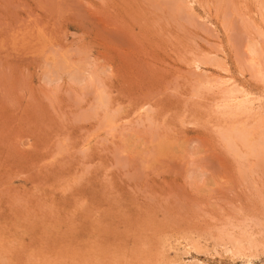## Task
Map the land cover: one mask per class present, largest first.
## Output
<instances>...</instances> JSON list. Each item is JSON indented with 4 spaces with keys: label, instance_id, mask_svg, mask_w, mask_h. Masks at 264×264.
Listing matches in <instances>:
<instances>
[{
    "label": "rangeland",
    "instance_id": "obj_1",
    "mask_svg": "<svg viewBox=\"0 0 264 264\" xmlns=\"http://www.w3.org/2000/svg\"><path fill=\"white\" fill-rule=\"evenodd\" d=\"M262 32L264 0H0V264H264V150L224 137H264Z\"/></svg>",
    "mask_w": 264,
    "mask_h": 264
},
{
    "label": "bare ground",
    "instance_id": "obj_2",
    "mask_svg": "<svg viewBox=\"0 0 264 264\" xmlns=\"http://www.w3.org/2000/svg\"><path fill=\"white\" fill-rule=\"evenodd\" d=\"M193 2V1H192ZM193 4V3H192ZM189 8V7H188ZM262 31V30H261ZM264 34V32H262ZM257 44V43H256ZM255 43L251 45L250 47V52L253 56V60H255V57L256 55L259 53V51L257 50V45ZM262 52V50H261ZM264 54V53H263ZM210 62V61H209ZM255 62V61H254ZM200 65V64H199ZM198 65V66H199ZM196 67L197 69L199 67ZM227 70V69H226ZM227 74V73H226ZM220 78V77H219ZM207 79V78H206ZM226 78H224L223 80H225ZM221 81L220 83H216L217 85L218 84H221L223 86H225V99H222L225 100L224 104L221 105L220 108H223L224 110H229V112H234V113H240L241 115L242 114H245V113H249V112H252V111H256V110H260L262 107H261V104H257L259 103L260 100L259 97L258 99L254 98L252 95V93H249V91H246L243 87H245V85L243 87H241L240 85L237 84V80H234V79H229V77L227 78L226 81ZM215 81V80H214ZM217 81V80H216ZM211 82V80H210ZM204 83V82H203ZM239 83V82H238ZM242 84V83H241ZM208 87V86H207ZM219 88V87H218ZM211 89V88H210ZM220 89V88H219ZM264 101V100H263ZM262 101V102H263ZM221 102V100H220ZM261 103V102H260ZM220 104V103H219ZM257 104V106H256ZM219 107V105H218ZM222 109V110H223ZM263 109V108H262ZM229 114V113H227ZM230 115V114H229ZM228 115V116H229ZM232 115V114H231ZM236 116V115H235ZM234 116V117H235ZM243 116V115H242ZM249 116V115H247ZM239 117V116H238ZM257 123V122H256ZM235 125V124H234ZM237 125V124H236ZM240 125V124H239ZM238 125V126H239ZM241 127V125H240ZM245 126H243L242 129H238L236 126H232V128H230L229 130H226L225 131V135L224 137L226 138V141L229 145V147L231 148V150L233 149L235 152H237L238 150V146H237V141L241 142L245 147H247L249 150H250V155H253L255 156V154L257 153L259 155V153L263 152L264 150V137L261 136V141L255 143L253 142L251 139H250V136L253 137V135L247 130L244 128ZM227 128V127H226ZM253 130V129H252ZM263 133V132H262ZM264 136V135H263ZM223 137V138H224ZM258 137V136H257ZM253 139V138H252ZM238 142V143H239ZM239 146H242V145H239ZM243 147V146H242ZM246 148V150H247ZM233 151V152H234ZM239 151V150H238ZM259 151V152H258ZM246 153V152H245ZM248 153V152H247ZM246 153V154H247ZM234 154V153H233ZM241 154V153H239ZM235 155H238V154H235ZM264 156V154L261 153V156ZM241 156V155H240ZM246 228V227H245ZM248 230V229H247ZM246 231V230H245ZM221 233V232H220ZM223 234V233H222ZM230 236L228 235H224V236H227L229 241H226V244L224 245V250L227 254H230L232 257H235L236 256L240 258V256H244L247 258H251L252 255H247L245 253V250H248L250 249L251 252H252V248H257L259 246L258 242L260 241H257L256 238H254V235L251 234V233H248V232H245L243 235L241 234L238 238H232V234H229ZM223 237V236H221ZM234 237V236H233ZM263 244V243H262ZM195 245V244H194ZM217 247V244L216 246ZM247 247V248H246ZM214 248V247H213ZM225 253V254H226ZM233 258V259H235ZM232 259V260H233ZM236 260V259H235ZM170 261V260H169ZM248 261V260H247ZM250 261V260H249ZM174 263V262H173ZM177 263V262H175ZM179 263V262H178ZM182 263V262H180ZM249 264V263H248Z\"/></svg>",
    "mask_w": 264,
    "mask_h": 264
}]
</instances>
